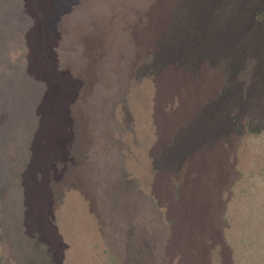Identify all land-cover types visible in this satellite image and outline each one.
<instances>
[{"label":"rangeland","instance_id":"obj_1","mask_svg":"<svg viewBox=\"0 0 264 264\" xmlns=\"http://www.w3.org/2000/svg\"><path fill=\"white\" fill-rule=\"evenodd\" d=\"M241 1L233 8L245 0ZM34 2L0 0V264H20L10 255L22 241H10L8 229L18 225L16 231H22L20 212L30 217L18 193L22 186L28 189L40 127L38 109L43 99L50 101V94H82L75 111L85 126L86 168L80 167L86 183L72 194L63 190L57 216L46 221L60 233L61 242L49 245L39 234L26 237L31 255L27 252L30 257L25 264H75L73 246L80 243L77 240L82 234L87 236L81 246L91 255L85 261L78 258L79 264H178L179 253L169 250L174 228L169 210L179 202L184 174L170 175L168 201L158 197L155 176L159 158L187 152L185 146L171 145L172 138L171 144L166 136L162 142V119L166 126L173 124L179 106L171 99L157 119L156 96L165 94L159 87L163 72L160 64L155 65L159 46H144L155 9L153 0H78L65 18L54 23L52 14L58 1L53 0L49 20L46 15L32 17L29 10L39 7ZM261 3L264 0H249L248 5L250 20L257 28L264 27ZM229 9L224 5L220 14L228 15ZM209 17L219 20L218 15L214 19L208 13L205 19ZM259 47L256 53L253 46L248 52L239 49L228 56L220 54V72L202 76L207 87H216L212 100L228 111L227 126L217 135L224 136L221 148L230 175L212 201L219 205V225H215L216 241H208L206 264H264V38ZM37 51L45 61L40 66ZM173 76L194 75L182 69ZM238 103L245 105L241 114ZM43 146L41 143V149ZM60 151L57 148L51 156L37 160L46 165ZM63 152L66 157V149ZM185 159H181L184 164ZM195 177L187 178L189 185ZM71 223L76 230L68 225ZM89 224L91 235L86 229ZM62 242L68 251L57 250Z\"/></svg>","mask_w":264,"mask_h":264},{"label":"bare ground","instance_id":"obj_2","mask_svg":"<svg viewBox=\"0 0 264 264\" xmlns=\"http://www.w3.org/2000/svg\"><path fill=\"white\" fill-rule=\"evenodd\" d=\"M57 1L54 15L52 14L54 19L52 17L51 23H54L55 19L65 18V14L67 15L72 6L78 3V0ZM238 1L153 0L152 5L155 9L154 13L150 15V27L147 34H145L148 37L147 42L145 41L146 39H142L147 43V45H144L146 46L145 49L148 46V49H152V45L156 43L159 46L155 53V65L160 64L159 68H161L163 73H161L159 78L160 86L158 83L157 86L161 87L162 92L165 94H157L156 96L157 119L164 105L171 99L174 100L175 106H179L177 120L173 124L166 126L162 119V142L165 140V136L167 143H170L172 138L171 145L176 147L185 146L187 152L184 155H175L173 158H159L160 169L155 176V191L158 197L161 200L166 199L168 201L170 175L173 176L176 173L184 174L181 177L184 180V185L182 186L179 202L176 205L171 204L173 206L169 210V214L174 221L173 243L169 250H172L171 253L176 251L179 253L178 264H206L208 241H216L215 225H219V205L217 202L212 201L217 196L218 191H220L219 189L224 187L227 179L230 178L225 163V151L221 148L224 136L217 135L227 126L228 111L222 103L212 100L216 95V87H207L202 76L208 74L211 77L215 76L214 73L220 72L223 66V63L217 62L220 54L228 56V54L231 55L239 49L248 52L254 49L253 46L257 49L252 50V52L256 53L264 38V27L257 28L250 20L248 11L249 0H242L243 4L241 6L233 8ZM34 3H36L35 6L39 7L34 8L36 11L34 9L29 10L32 17L38 18V15L42 17L46 15L48 20L51 19L49 9L53 0H36ZM224 5H228L231 8L226 16L220 14V10ZM258 6L264 7V3ZM208 13L214 19L218 15L219 20L215 21L211 17L205 19ZM251 37L254 38L253 41ZM155 38L157 40H154ZM41 46L43 47V45ZM36 54L38 56V65L40 66L42 61L45 63L39 51ZM182 69L189 70L194 76L182 77L184 76L182 74H176L182 76H173V72H182ZM201 92L203 93L199 94ZM50 95H53L50 101L43 99V102L40 103L41 108L38 109L40 127L36 139L34 137L36 141L34 143L31 165L29 164L28 189L26 190L22 186L18 193L21 196L20 198H22L23 208L30 211V217L26 218L24 212H20L22 231H16L18 225L10 226L8 229L10 241H22L20 246H17L16 252L10 255L11 258H14L20 264H25L27 258L30 257L29 255H31L30 248L27 242L24 241L27 240L26 237L30 238L33 234H39L40 238L44 237L45 240L43 241L49 245L53 242L55 244H57V241L61 242L60 233L54 227L48 225L46 221H50L53 216H57V203L59 198H62L60 196L63 190H67L69 194H72V192H76L86 183L85 179L82 178L81 170V167L86 168L85 164L83 165V159H85V126L82 124L83 120L78 119L81 115L79 116L75 111L78 108V102H80L82 94ZM205 101L209 102L203 106ZM238 105L241 106L240 111H238L241 114L245 110V105L243 103H238ZM61 106H63L62 113L60 111ZM234 107L236 108V106ZM32 135L34 136V134ZM65 139L70 141H65ZM41 143L45 145L42 149ZM88 143L90 144V142ZM162 144L160 143V145ZM57 148H61V153L55 159H48L46 165L43 164V160L38 162L37 158L40 157L41 159V157L51 156ZM217 148H220V150ZM64 149H66V157L63 152ZM197 150L203 151L200 154H192L196 153ZM183 158H186L185 164L183 163L184 160H181ZM191 174L196 176L193 185H189L187 181ZM203 180L204 185L201 187L200 184H202ZM73 199L76 203L73 206V212L76 213L78 211L76 196ZM71 218L73 219V216ZM68 225L73 230H76L74 223ZM86 229H88L87 234L91 235L92 228L90 224L86 226ZM82 235L83 238L87 236L85 234ZM83 238L80 237L77 240L80 243L74 244L73 242V248L76 253H74L75 264L78 263V258H84L85 261V258L91 255V251L81 246V244H84L83 242L81 243ZM53 246L54 248L56 247L55 245ZM59 246L57 249L59 252L67 250L63 242ZM17 253H22L25 256L19 258L16 256ZM67 263L65 261L63 264Z\"/></svg>","mask_w":264,"mask_h":264}]
</instances>
